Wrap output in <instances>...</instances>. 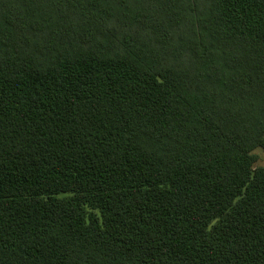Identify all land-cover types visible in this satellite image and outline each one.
I'll return each mask as SVG.
<instances>
[{"label":"trees","instance_id":"trees-1","mask_svg":"<svg viewBox=\"0 0 264 264\" xmlns=\"http://www.w3.org/2000/svg\"><path fill=\"white\" fill-rule=\"evenodd\" d=\"M264 0H0V264H264Z\"/></svg>","mask_w":264,"mask_h":264},{"label":"rangeland","instance_id":"rangeland-1","mask_svg":"<svg viewBox=\"0 0 264 264\" xmlns=\"http://www.w3.org/2000/svg\"><path fill=\"white\" fill-rule=\"evenodd\" d=\"M258 157V162L256 164L257 167H264V151L261 149H257L255 152Z\"/></svg>","mask_w":264,"mask_h":264}]
</instances>
